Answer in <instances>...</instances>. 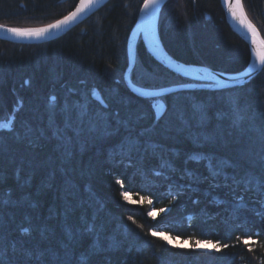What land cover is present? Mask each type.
Instances as JSON below:
<instances>
[{
	"label": "trees",
	"instance_id": "16d2710c",
	"mask_svg": "<svg viewBox=\"0 0 264 264\" xmlns=\"http://www.w3.org/2000/svg\"><path fill=\"white\" fill-rule=\"evenodd\" d=\"M77 2L0 0V24L40 27L67 15ZM242 3L264 38V0ZM142 4L109 0L49 42L0 40V121L12 120L8 128H0V200L9 201L0 205V246L5 238L9 247L16 241L32 250L33 264H78L86 252L91 264H264V194L255 180L247 186L251 190L242 186L233 193L230 182L224 186V177L239 169L223 163L237 161L246 168L242 153L252 161L264 154V69L241 87L183 90L162 97L164 111L157 116L153 101L132 94L123 80L128 37ZM158 21L162 44L183 63L228 74L250 63L249 46L228 25L219 0H168ZM137 71L165 82H143L145 75L139 77ZM180 77L140 42L131 74L137 87L158 89L193 81ZM93 89L107 109L91 96ZM52 95L57 97L55 109L49 102ZM85 100L94 113H119L123 124L115 117L111 121L118 134L73 141L66 145L70 156L55 138L44 139L39 147L22 142L29 130H46L51 137L53 111L62 124L65 102ZM137 140L139 149L133 147ZM209 152L216 156L218 177L211 176L205 161L184 163L190 154ZM164 162L167 166L161 167ZM8 190L10 197L5 195ZM123 193L136 203L128 204ZM150 211L157 216H149ZM82 218L95 223L98 231L71 245L75 255L66 254V229L82 230ZM22 227L30 234H21ZM151 231L189 244L219 241L230 247L221 252L172 247ZM237 237H251V242L245 245Z\"/></svg>",
	"mask_w": 264,
	"mask_h": 264
},
{
	"label": "snow or ice",
	"instance_id": "6c2138e0",
	"mask_svg": "<svg viewBox=\"0 0 264 264\" xmlns=\"http://www.w3.org/2000/svg\"><path fill=\"white\" fill-rule=\"evenodd\" d=\"M105 0H79V3L75 6V8L68 12L67 15H64L61 19H57L52 23L45 24L40 27H32V28H19V27H8L6 25L0 24V30L11 33L16 37L21 38H40L46 35L54 34L56 31H63L66 27H69L72 23L78 21L83 16H86L89 12H91L97 5L103 4ZM167 0H143V5L141 8V18L143 21V27L146 31L151 32L152 34V45L154 50L159 51L160 45L156 38L154 31V23L157 18L159 9L163 3H166ZM224 4L226 5L228 12L233 20L237 21L243 28L246 30L247 38L250 39L252 46V56L254 60L249 64L247 75H250L256 71H258V65L264 66V38H262L257 30L256 25H254L251 20L248 19V16L245 12L244 4L242 0H224ZM210 79L215 80V76H211ZM139 91V89H137ZM147 95V93H146ZM91 96L97 99H101L103 104V108L107 109L108 105L103 103L101 97L95 89L91 91ZM49 102L53 109L57 107V97L52 95L49 97ZM57 113L53 111L50 115V129H51V137H47L46 130H38L33 131L29 130V133L23 137L22 142H27L30 146L39 147L41 142L46 138H55L60 141L59 147L63 148L65 151V155L70 156V149L66 145H70L73 141H79L81 138L91 137L95 138L97 135H106L112 136L118 134L119 129L111 128V121L113 117H115L116 122L118 124H123V121L119 120V113L116 112L114 114L109 113H94L90 111V105L85 100L83 102L77 101L75 103L69 104L67 101L65 102L63 108L61 109L60 115L63 123H57L56 121ZM4 128H8L9 125H3ZM69 133H71L69 135ZM261 134L264 136V128L261 129ZM199 141L200 137L195 138ZM84 143H87L88 140L84 139ZM211 143V140H209ZM133 147L139 149V141L133 145ZM152 148H161V145H152ZM149 149L145 148L143 154L147 155ZM155 156V153H153ZM240 160L245 161L248 165L246 168L241 167L240 163L237 161H223L226 167H230L233 169H239V172H234L233 175L228 176L225 175V185L230 186L229 182L232 186L233 193L236 192V189L244 186V190H251L248 185H251L253 180L256 182V186L259 191L264 194V154L259 156L258 161H252L247 153H242L240 156ZM188 161H205L206 168L213 178L218 177L221 172L216 163V156L214 153L209 152L208 154L203 153H193L187 157V160L184 161L185 164ZM158 163L160 161L158 160ZM168 162L161 163V167L167 166ZM161 173L157 172V175ZM192 175V173H188ZM116 183L121 184L123 186V181L117 180ZM215 187H219L220 185H214ZM2 187V186H0ZM11 190H8L5 195L11 196ZM123 198L125 200L128 199V194L123 193ZM175 199V197L173 198ZM237 199L241 202L244 200L243 195H239ZM9 203L8 200H0V205H7ZM149 203L151 201L149 200ZM161 212H164L165 209L161 208ZM149 216H152V212L148 213ZM129 220H132V217H128ZM82 222L86 225L82 230H75L71 226H68L67 231V243H62V247L65 250L66 254L75 255L74 250L71 245L75 243L78 239L82 238L87 234H93L98 231V226L95 223H90L86 218H82ZM134 222V221H133ZM21 234H30V229L28 227H22L20 229ZM150 235L153 237H159L162 240H165L167 243L171 244V240L168 239L167 236L162 235L156 231H151ZM238 242H242L245 245H249L251 242V237L241 238L237 237ZM98 244V241H97ZM211 244V248L208 245ZM182 247V245H181ZM192 249H204L206 251H215L221 252L223 249L229 248L228 244H220L219 241L215 243L211 241L201 242L196 240L194 243L190 245ZM96 249V245L92 246L91 253H94ZM251 251V248H249ZM0 264H33L34 254L32 250L24 248L23 245L18 246L16 241L11 242V246L6 241L0 246ZM78 264H91V254L86 252L84 254H80L78 257Z\"/></svg>",
	"mask_w": 264,
	"mask_h": 264
},
{
	"label": "water",
	"instance_id": "95a60500",
	"mask_svg": "<svg viewBox=\"0 0 264 264\" xmlns=\"http://www.w3.org/2000/svg\"><path fill=\"white\" fill-rule=\"evenodd\" d=\"M108 1L109 0H105L103 4L97 5V7L94 8L91 12H89L86 16H83L78 21L72 23L69 27H66L63 31H56L54 34L46 35L40 38H21V37H16L12 35L11 33H7V32L0 30V40L9 41V42L17 43V44H25V45L41 44V43L52 41L54 39H57L65 35L69 31H71L72 29L80 25L84 20H86L91 14H93L98 9H100ZM219 1L222 6L225 19L228 25L249 46L250 53H251L250 63H252L254 60V57L252 56V46H251L250 39L247 38L246 30L237 21L232 19V17L230 16L228 12L226 5L224 4V0H219ZM78 3H79V0L77 4ZM164 4L165 3H163L159 9L157 18L155 20L156 24H157L160 11L163 8ZM142 25H143V21L141 18V11H139L136 22L134 26L132 27L129 37H128V63L123 73V80L128 90L132 94L140 98L152 100V99L162 98L172 93L183 91V90H199L200 89V90L213 91V90L237 88V87L244 86L250 81H252L264 69V66L258 65V69H259L258 71L250 75H247L246 73L249 67L248 65L247 68L241 72L228 74V73H223V72L211 69L203 65L183 63L175 59L166 50V48L164 47V45L162 44L160 40L157 28H156V36H157V40L159 42L160 48H159V51L154 50L153 45H152V34L151 32L146 31ZM140 42L143 43V45L145 46L150 56H152L159 64H161L162 66H164L171 72L178 74L179 76L188 78L196 82L191 83V84H184V85H178L174 87L157 89V90H146V89H141L137 87L131 80V74L137 63V52H138V46ZM211 76H215L216 79L215 80L210 79ZM137 89H139V91H137Z\"/></svg>",
	"mask_w": 264,
	"mask_h": 264
},
{
	"label": "rangeland",
	"instance_id": "374dc122",
	"mask_svg": "<svg viewBox=\"0 0 264 264\" xmlns=\"http://www.w3.org/2000/svg\"><path fill=\"white\" fill-rule=\"evenodd\" d=\"M164 5H163V7H164ZM248 19H249V17H248ZM158 20H159V17H158ZM158 20H157V24H156L157 31H158V22H159ZM18 27L19 28H32V27H27V26H18ZM137 73L139 74V77L145 75V77H144L145 79H143V82H146V81H149V82L154 81V82H161V83L165 82V79L163 80L160 76H156V75H154V76L148 75L147 76L146 74H143V72H139V71H137ZM180 78L185 79V77H182V76ZM195 82L196 81H185V82H179L178 81V82L173 83V85L166 86V87H163V88L174 87V86L184 85V84H191V83H195ZM138 87L141 88V89H146V90H157V89H148V87L142 86V84L140 86H138ZM163 88H158V89H163ZM152 101H153L152 105H153V108H154V111H155L156 115L160 116L163 113V111H164L163 100L161 98H157V99H152ZM11 123H12L11 119L10 120H2V121H0V128H3V125H5V124L10 126ZM153 174H154V171H153ZM155 175H157V174H155ZM125 201L128 204H135L136 203L134 201L133 197L131 195H129V194H128V199L125 200ZM167 211L168 210H165L164 213H166ZM150 212H152V214H153L151 217L155 218L157 216V212L156 211H150ZM162 235H165V234H162ZM165 236H167V235H165ZM167 237H168V239L171 240V244L166 242L167 244H169V246L179 247V248H191L190 247L191 244H189V242H186V241H183V240L177 239V238L173 239V238H171L169 236H167ZM181 245H182V247H181ZM208 247L211 248V244H209ZM197 250L209 252V251H206L204 249H197ZM211 252H213V251H211Z\"/></svg>",
	"mask_w": 264,
	"mask_h": 264
},
{
	"label": "bare ground",
	"instance_id": "6f19581e",
	"mask_svg": "<svg viewBox=\"0 0 264 264\" xmlns=\"http://www.w3.org/2000/svg\"><path fill=\"white\" fill-rule=\"evenodd\" d=\"M154 31H155V35H156V22L154 23ZM157 38V36H156Z\"/></svg>",
	"mask_w": 264,
	"mask_h": 264
}]
</instances>
